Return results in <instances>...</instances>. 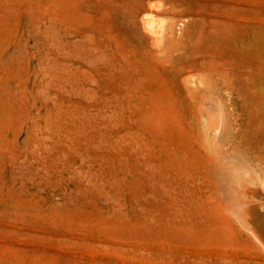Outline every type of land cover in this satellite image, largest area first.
<instances>
[{"label": "rangeland", "instance_id": "obj_1", "mask_svg": "<svg viewBox=\"0 0 264 264\" xmlns=\"http://www.w3.org/2000/svg\"><path fill=\"white\" fill-rule=\"evenodd\" d=\"M251 179L264 0H0V264H264Z\"/></svg>", "mask_w": 264, "mask_h": 264}, {"label": "bare ground", "instance_id": "obj_2", "mask_svg": "<svg viewBox=\"0 0 264 264\" xmlns=\"http://www.w3.org/2000/svg\"><path fill=\"white\" fill-rule=\"evenodd\" d=\"M142 20L146 32L156 42L163 41L165 23L162 18L153 12H148L145 13ZM225 202L227 208L244 225L246 224V227L253 230V233L255 232L257 238L264 244V186L256 179H251L245 183L230 180L227 184Z\"/></svg>", "mask_w": 264, "mask_h": 264}]
</instances>
